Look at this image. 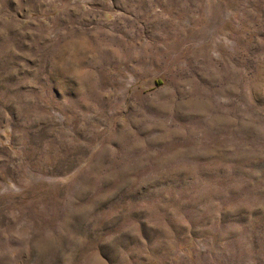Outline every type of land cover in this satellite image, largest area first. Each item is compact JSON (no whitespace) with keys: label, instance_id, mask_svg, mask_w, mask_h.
Segmentation results:
<instances>
[{"label":"rangeland","instance_id":"rangeland-1","mask_svg":"<svg viewBox=\"0 0 264 264\" xmlns=\"http://www.w3.org/2000/svg\"><path fill=\"white\" fill-rule=\"evenodd\" d=\"M0 264H264V0H0Z\"/></svg>","mask_w":264,"mask_h":264}]
</instances>
